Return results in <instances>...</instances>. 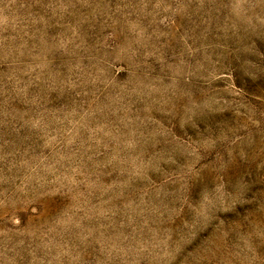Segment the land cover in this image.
<instances>
[{
	"label": "rangeland",
	"instance_id": "1",
	"mask_svg": "<svg viewBox=\"0 0 264 264\" xmlns=\"http://www.w3.org/2000/svg\"><path fill=\"white\" fill-rule=\"evenodd\" d=\"M0 264H264V0H0Z\"/></svg>",
	"mask_w": 264,
	"mask_h": 264
}]
</instances>
